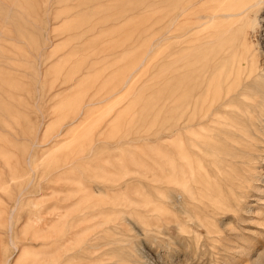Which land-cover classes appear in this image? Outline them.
Segmentation results:
<instances>
[{
	"label": "rangeland",
	"instance_id": "1",
	"mask_svg": "<svg viewBox=\"0 0 264 264\" xmlns=\"http://www.w3.org/2000/svg\"><path fill=\"white\" fill-rule=\"evenodd\" d=\"M173 1L0 0V264H264V143L249 136L264 107L240 97L211 147L177 156L170 80L203 66L207 30L191 18L170 55ZM249 33L264 79V31Z\"/></svg>",
	"mask_w": 264,
	"mask_h": 264
},
{
	"label": "bare ground",
	"instance_id": "2",
	"mask_svg": "<svg viewBox=\"0 0 264 264\" xmlns=\"http://www.w3.org/2000/svg\"><path fill=\"white\" fill-rule=\"evenodd\" d=\"M198 2H199V0H174L173 1L174 7H173V12H172V17H173V24L172 25L174 27V31H176V34L173 37H175L177 39H180V41L174 43L173 48H172V51L170 52V55L171 54H174V52H176L175 50L182 49L183 46H181V43H182L181 40L183 39V41H184L185 40V37H187L188 34L190 33L189 23L191 22V18L192 19H196V20H201V23L197 27L198 28L203 27L204 30H207V33L203 36L202 42H201L202 43V48H203V52H202V64H203V66H201L199 68H196L193 65L191 66V61L193 63H196V61H197L196 59H191V60L188 61V64H189L188 67H186L184 70H179L178 71V72H180L182 74H179L176 71V73L173 75V77L170 80L169 96H170L171 117L169 119V130H170L171 134L177 139V141H178V139H180L182 137L183 134L186 135V138H185L186 139V141H185L186 143L184 142V145L183 146H179V143L176 144V142H175V149L174 150H175V153L177 154V156H179L180 158H182L184 156H187L186 155L187 153H189V155H192V154H190V152H191L190 149H192V148L194 150L195 149H198V150H202L203 149V150H205V148H209V147H211L215 143V141L212 138L213 132L215 130H217L218 129V125L221 124L224 121L223 120V121L220 122V119L221 118H223L225 120H226V118H228V116H226V117H222V116H224L226 114L227 115L230 114V112H227L229 110H227V111L225 110V108L227 106H229L230 103L231 104L232 103L234 104L236 101H238V99L240 97H244V96H250V98H251V95H253V92H255V93L258 94L257 96L255 94V97H258L259 104H262V106L264 107V79H263V74H262L263 72H260L259 71L260 64H261L260 63V56L255 53V49L253 48V44L251 42V36H250V33H249V28L252 25H256V24H257V30L260 29V31H262V32L264 31V29L261 30V28H264V24H263L264 23V14H261L260 17H257L256 22H255V19H252V17H251L253 15V13H255L257 11L258 7L261 6L262 4H264V0H206V2L204 4L206 6L202 5L200 9L199 8H196V4ZM262 11L264 13V9H262ZM179 16H185V17H184V19L182 21H180L179 20V18H180ZM177 17H179V18H177ZM195 23H197V22H195ZM192 28H194V27H192ZM208 30H210V31H208ZM190 35H191V33H190ZM151 50L152 49H148V52H150ZM179 57L182 58V55L181 56H178V61L181 60V58L179 59ZM172 62L175 63V61H172ZM143 63H144V60L142 59V62L140 64L143 65ZM131 76L132 75L128 76L126 82L123 84L124 85L123 87H125V85L126 86L128 85V83L130 82ZM87 97H88V95H87ZM247 98L250 100L249 97H247ZM247 98H246V100H247ZM239 100H241V99H239ZM101 101H104V100L101 99ZM251 101H252V99H251ZM254 101H256V99ZM254 101H252V102H254ZM97 102H94L92 100H88V101L84 102V104H83V106H81V109L79 110V112L71 118L69 124L67 125V127H69V130L73 126H75L77 123H79V121L81 122V120L83 119V117L86 115L87 110L91 106L95 105ZM238 103L240 104V102H238ZM251 105H253V104H251ZM222 108H223V110H222ZM239 110H240V108H239ZM248 112L250 113V110ZM259 112H258V114H259ZM243 113H244V111H243ZM231 114H232V112H231ZM231 114H230V118H232V116H233L234 113L232 114V116H231ZM236 114L234 116L239 115V113L237 115ZM261 114L262 113H260L259 115H261ZM262 115L263 116H261V117L264 119V110H263V114ZM262 118H260V116H259V117H256V120L255 119H250V120H255V122L254 121L253 122L256 123V125H257L262 120ZM230 120L231 119L228 120V124H229V121ZM244 120H245V116H244ZM230 125H231V123H230ZM234 126H233V128H234ZM243 126H245V125H243ZM228 128L229 127H227V129ZM237 128H239V127H237ZM240 128H241V126H240ZM262 128H264V127L263 126L262 127L258 126L259 131L254 132V133L250 134L249 136L252 137L253 140H256L257 139L260 142L264 143V133L262 131ZM203 129H204V131H203ZM223 131H224V129H223ZM217 132H219V131H217ZM225 132H223V133L225 134ZM233 132H235V134H237L235 130L232 131V133ZM237 132L239 133L240 130H237ZM224 134H223V136H224ZM230 135H231V133H230ZM219 137H220V135H219ZM241 138L243 140V136ZM227 141L229 142V140H227ZM36 144L37 143H35L33 145H36ZM162 144H164V143H162ZM260 147H261V145H260ZM160 148L162 149L163 147H160ZM257 148H259V145H258ZM158 149H159V145H158ZM166 149H168V148H166ZM162 150H164V149H162ZM170 150H172V149H170ZM156 151H158V150H156ZM193 153L195 154L196 152H193ZM165 154H166V152H165ZM167 156L168 155H166V157ZM186 158L188 159V157H186ZM168 159H169V157H168ZM191 159L194 160L195 158L193 159L191 157ZM157 160H158V158H157ZM172 160L173 159L171 158L170 162ZM173 162H175V160H173ZM176 162H177V158H176ZM179 163H181V162H179ZM161 164H162V162H161ZM179 167H182V166L179 165ZM176 169H178V168L176 167ZM220 172H222V171H220ZM224 172H226V171H224ZM221 174L222 173H220V175ZM213 175H215V173ZM228 176H229V174H228ZM174 177H175V175H174ZM214 177H211L210 176V178H213V179H214ZM208 179H209V177H208ZM213 179H209L208 180V181L211 180L209 182V184L212 183V185H211L212 187L218 181L215 178L216 181H213L212 182ZM228 181H230V180H228ZM220 182H222V180H220ZM193 186H194V184H193ZM202 186L204 188V185H202ZM214 186H216V185H214ZM222 186H224V184L223 185L221 184V187ZM206 187H207V184H206L205 188ZM212 187L209 186L210 189ZM228 187H230V186H228ZM23 189H22V191H23ZM161 190H162V188H161ZM191 190H193V188ZM212 190H211V192H212ZM225 190H227V189H225ZM165 192H167V191H165ZM221 192L223 193L225 191L224 190L223 191L221 190ZM232 192H233V190H232ZM157 193H158V191H157ZM19 194H17V195H19ZM210 195H211V193H210ZM212 195H214V194H212ZM184 196H185V194H184ZM159 197L161 198V196H159ZM203 197H205V196H203ZM206 197H207V194H206ZM217 197H218V195H217ZM224 197H225V195H224ZM210 198L211 199H213V198L216 199V197H210ZM165 200H166V198H165ZM174 200H175L174 201V204H179V202H180V194L179 195L178 194L175 195V199ZM201 200H203V199H201ZM228 200L230 201V198ZM166 201H165V204L162 202L163 203V207H165L164 205H167ZM209 201L210 200H208V202ZM189 202H193V201H189ZM199 202H202V201H200V198H199ZM206 202H204V203H206ZM183 203H185V202H183ZM191 204H190V206H191ZM192 205H194V204H192ZM205 206H206V204H205ZM158 207H159V205H158ZM168 208H169V206H168ZM13 209H11V210H13ZM162 209L164 210V208H162ZM162 211L159 210V212H162ZM188 211H185V212L188 213ZM193 211H194V209H193ZM196 211H198V210H196ZM158 214H160V213H158ZM165 214H167V213H165ZM197 214H200V213H197ZM201 214H203V213H201ZM194 215H195V213H194ZM204 215H207V210H206V214H204ZM209 215H207V216H209ZM212 215H213V213H212ZM164 217H162V219L164 218L166 220V216H164ZM190 217H191V214H190ZM196 217H198V216H196ZM9 218L10 217L8 215V219ZM179 218L180 217H178V219ZM205 218H206V216H205ZM210 218H212V216H210ZM160 219L161 218H159V220ZM202 219H203V215H202ZM159 220H158V222H159ZM167 220L169 221V219H167ZM195 220H194V222H197L198 221V220L197 221H195ZM158 224H160V222ZM9 225H10V228H11V226H12V220H10ZM214 225H215V223H214ZM195 226L196 225H194V227ZM180 227H183V225L180 226ZM207 227H210V226H207ZM210 228H208V229L210 230ZM168 229L170 230V228H168ZM184 229H186V228H184ZM193 237L194 236H192V238ZM197 238L198 237H196V239ZM199 238H200V236H199ZM10 241L12 242V244H15L16 245V243L13 242V240H10ZM62 245H63V243H62ZM85 256H87V255H84V257ZM80 259H82V258L80 257ZM9 260L10 259H7L6 262H5V264H8V261ZM74 260L75 259H73V261ZM67 261H68V258H67L66 253L61 254V256L59 257V262H60L59 264H65ZM148 264H151V263H148Z\"/></svg>",
	"mask_w": 264,
	"mask_h": 264
}]
</instances>
